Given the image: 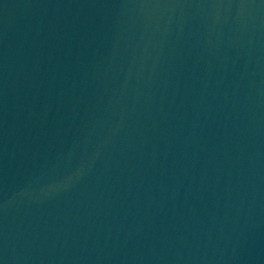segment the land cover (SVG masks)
<instances>
[{
	"label": "water",
	"instance_id": "obj_1",
	"mask_svg": "<svg viewBox=\"0 0 264 264\" xmlns=\"http://www.w3.org/2000/svg\"><path fill=\"white\" fill-rule=\"evenodd\" d=\"M0 264H264V0H0Z\"/></svg>",
	"mask_w": 264,
	"mask_h": 264
}]
</instances>
